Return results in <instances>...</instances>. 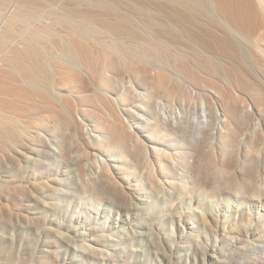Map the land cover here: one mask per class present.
I'll use <instances>...</instances> for the list:
<instances>
[{"label":"rangeland","instance_id":"rangeland-1","mask_svg":"<svg viewBox=\"0 0 264 264\" xmlns=\"http://www.w3.org/2000/svg\"><path fill=\"white\" fill-rule=\"evenodd\" d=\"M22 1L24 6L18 9L17 4ZM36 3L0 0V33H12L8 42L0 46V75H10L3 60L10 51L21 52V44L32 29L45 32L47 37H38L35 43L46 47L49 55L36 65L45 83L56 90L45 86L49 96L44 97L61 114L60 102H67L70 113L65 115L71 128L35 126L38 130L30 132L38 137V144L49 137L53 148L59 142L66 151L36 153L21 162L28 168L26 173L16 167L20 176L30 174L42 183L55 185L51 197L45 195L43 188L31 193L25 182L12 180L11 185L18 186L22 195L9 202L12 187L4 186L5 182L4 187L0 185V264H264V134H256L258 122L254 117L244 120L238 131L241 145H236L225 158L219 156L215 146L218 128L215 120L204 131L207 138L198 141L191 168L176 163L167 142L162 144L161 163L150 143L146 149H134L127 158L114 141L91 146L85 131L97 130L102 107L92 97V105L79 104L75 91L59 83L44 68L60 66L65 77L69 67L61 62L65 60V40L88 34L78 18L69 21L62 14H94L110 24L137 30L133 50L142 53L147 44L148 25L144 22L142 27L137 26L129 0ZM28 10L33 13L31 20L12 23V17ZM97 34L89 32V38L106 43V49H115L111 55L117 70L111 93L119 95L122 88L130 87L123 62L129 53V41L124 37L114 41L105 34ZM88 43L97 52L107 53L100 44ZM152 54L159 57L156 51ZM138 65L147 79L134 80L133 90H128L126 115L135 125L142 119L140 105L144 93L150 96L147 109L152 119L158 114V104L169 110L186 107L200 113L198 94L179 91L171 76L163 87L154 89L149 79L151 67ZM259 74L254 79L264 91V72ZM90 90L94 91L92 87ZM51 94L55 96L53 100ZM95 95L99 96L96 92ZM205 97L209 104L218 103L210 91ZM18 107L19 100L0 88V108ZM252 141L260 150L258 156L244 148L243 143ZM54 180L64 187L63 194Z\"/></svg>","mask_w":264,"mask_h":264},{"label":"bare ground","instance_id":"bare-ground-1","mask_svg":"<svg viewBox=\"0 0 264 264\" xmlns=\"http://www.w3.org/2000/svg\"><path fill=\"white\" fill-rule=\"evenodd\" d=\"M129 1L137 26L142 27L144 22L148 25L145 27L147 44H144V53L133 50L136 44L132 41L136 39L137 30L110 24L94 14L75 16L64 13L66 20L76 21L78 18L88 34L80 38L70 36L65 40V60L61 61L69 64L65 77L61 75L60 66H44L50 76H55L59 83L75 91L79 104L92 105V97L102 107V116L96 122L97 130L93 133L85 131L91 146L106 140L114 141L121 148L122 156L127 158L125 156L134 149H146L150 143L161 163L162 144L167 142L176 163L191 168L194 167L197 143L207 138L204 131L212 127L215 120L218 122L215 146L222 158L234 151L236 145H241L238 131L247 117H254L253 120L258 122L255 123L256 134H264V91L254 79L260 76V71L264 72V0ZM35 2L38 0H31V3ZM24 3H18L17 8H23ZM32 14L28 10L19 17H12L11 21L31 20ZM89 32L105 34L114 41L123 37L129 41V53L124 56L125 61H121L125 62L130 87L122 88L119 95L111 93V83L117 70L111 55L115 49H106V43L89 38ZM11 35L9 31L0 33V46H4ZM42 36L45 32L32 29L25 43L21 44V52L10 51L8 58L3 60L10 75H0V88L6 89L20 102L18 108H0V185L12 187L9 202L22 195L18 186L11 185L12 180L25 182L32 189L31 193L43 188L47 197L52 196L55 185L42 183L30 174L20 176L16 167L26 173L28 168L21 162L33 158L36 153L62 154L66 151L59 142L53 148L49 137L38 144L37 136L31 133L38 130L35 126L51 124L56 129L71 128L65 115L70 113L67 102H60L64 111L61 114L44 97L48 95L45 88L48 85L37 65L42 64L49 53L46 47L35 43L36 38ZM90 41L100 44L107 53L97 52L93 46L90 47ZM152 51H156L159 57H154ZM140 63L151 67L149 79L154 89L163 87L171 76L179 91L185 89L198 94L200 113L186 107L169 110L158 104V114L152 119L147 109L150 96L144 93L140 105L142 119L135 125L126 112L128 90H133V81L147 79L145 71L138 65ZM48 87L56 90L52 85ZM91 87L99 96L91 92ZM209 91L218 103H207L205 94ZM54 97L51 94L52 100ZM243 144L247 153L260 152L253 141ZM63 188L59 184L60 194H63ZM30 198H34L33 195Z\"/></svg>","mask_w":264,"mask_h":264}]
</instances>
